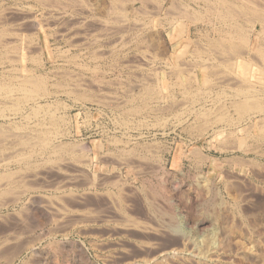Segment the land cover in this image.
<instances>
[{"label":"bare ground","instance_id":"6f19581e","mask_svg":"<svg viewBox=\"0 0 264 264\" xmlns=\"http://www.w3.org/2000/svg\"><path fill=\"white\" fill-rule=\"evenodd\" d=\"M36 1H37L36 4H38L39 7H43L45 4L44 3L45 0L43 2L44 4L41 3L40 0H35V2ZM58 1L59 2L62 1L64 3V1H66V0H58ZM131 1H134V0H131ZM137 1L141 2L144 5L149 0H137ZM155 1L156 0H153V2H155ZM160 1H161V3L160 2L159 3H160V5H162V2L164 0H160ZM178 1H179V3H176L178 5H176L170 1L171 3H169V5H168L166 13L162 12V13H165L166 17H170L168 19L166 17H164L167 21L166 22L163 19V21L166 22V25L173 26L174 24H177V22L180 23L179 26L178 25L175 26V29L171 30L169 32L170 40H172V41L175 40V32L176 31H181V32L184 31L185 22H184V20H181L182 18H185L191 25H194L195 26L194 28H196V27L199 28L198 27L199 25L203 26L205 28V31H207V28L209 26L214 25L215 23H220V25H222V27L218 28V31H217V32H219L218 37L208 36L209 32H206L205 34L202 35L201 33H199L197 31L198 33L195 32L196 33L194 36L195 38H192L191 34L187 35V37H186V36H184V33L182 32L181 36H182L183 40L181 41V43H183V46L176 53H174V56H173L174 57V65L172 67H171V65L168 66L169 69H170V67L172 69V70H170L172 72L171 75L173 74V76L175 75V76H177V79H179L178 80L179 82L176 86L180 88L179 92H180L182 99H181L180 104H178V107H175L174 104L177 103V101H174L176 99L173 98L175 94L172 95V93L167 92V95H169V97H167V98H169V101L167 104L168 107L165 106V104H164V106L167 107V109L169 111L172 110L174 112L175 118H178V115L180 116V114L183 115L182 113L185 114L184 115L185 118H186V116L192 117V118L190 120H188L187 118L181 119L179 117L178 123L174 124V128L180 127L179 130H182V132L187 133L188 136H192L191 141L192 140L195 141V140L201 138L202 136L209 134V135H213V136L218 138L216 141L217 143L219 141L221 143H223L222 145L217 144L218 146L221 145L222 147H224V146L227 147L228 146L227 144L230 143L231 148H234L235 146H237V148L239 150L242 149L244 151H246L249 143H251V144L255 143V146H257L256 144L261 141V139H260L261 136L258 137L257 136L258 134H257L256 135L258 137L257 139H256V137L251 139V137L253 136V134L250 132L251 130L250 131L246 130V129H249L250 127L245 129L243 122H245L248 119H251L253 117L258 116V114L262 115L263 116L262 118L264 119V94L260 93L261 92L260 90H263L262 87H260L261 89L257 88L258 87V86H256L257 83H256V85L255 84L243 85V84H239V83H237V85H236V83H234V84L231 83L233 85V86L232 85L231 86H232V89L234 90V93H233V96L230 94L231 98L228 97V99H230V100H228V102L230 103V108L227 107L226 102L223 101L222 99H224V96H225L224 92L226 90L225 89L223 91L224 84H225L224 78L226 79L227 74H230V73L234 74V68L236 67V65H237L236 62L238 60L239 61L243 60V62H241V63H242V70H243L244 75L248 74V71L252 70V67H255L257 76L263 77L260 79H264V68H263V65H261L262 63L258 65V63L256 62L257 64H254V62L257 59V58L255 59L256 56H259V58L261 57V61L264 60L263 59L264 58V46L263 45L259 46L257 43H255L252 48H249V35L253 31L255 23H258L261 25L260 26L261 31L259 32V34H260V36L262 35V40H263L262 44H264V6L262 4H259V2L257 0H189V2H187V0L186 1L178 0ZM178 1L176 0L174 2H178ZM52 2H54V1H52ZM68 2H70V1H68ZM120 2H121V0H111L112 10L117 16H115V14H113L112 17L115 16L116 17V18L114 17L115 19L114 18L112 19L110 17L111 15H109V17L113 21H117L119 23L121 21V23H122V21H127L126 19H128L127 18L128 14H125V12H128V11H126L128 8L125 10L119 8L120 7L119 5H121V4H119ZM149 3H150V1H149ZM46 5H48V4H46ZM153 5H154V3H153ZM160 5H157V6L160 7ZM49 6L51 8V4ZM106 6H108V5H106ZM106 6H105V8H106ZM155 6H156V4H155ZM37 7H36V9H37ZM150 7H153V6H150ZM179 7H181V8H179ZM109 8H106V10L108 11ZM123 8H124V6H123ZM145 8H146V6H145ZM43 9H45V8H43ZM43 9L40 10L42 13H43V11H42ZM135 9H137V8H135ZM160 9L161 8H159V10ZM155 10H157V9H155ZM110 11H111V9H110ZM110 11H108V12H110ZM134 11L137 12L138 9L134 10ZM20 12H21V9H20ZM85 13H86V11H85ZM105 14L106 13L104 11V15ZM150 14H148V15H150ZM41 15H43V14H41ZM143 15H144V12H143ZM44 16H46V15H44ZM106 16H105V18H106ZM109 17H107V18H109ZM46 18H47V16H46ZM110 18H109V22L113 23L112 20L110 21ZM241 18L243 19L242 21H244V24H243V22L241 23V21H240ZM26 19L28 20V18H26ZM91 19H93V18H91ZM23 20H22V22H24ZM32 20L33 19H31V21ZM54 20H55V18H54ZM22 22H20V23H22ZM27 22H29V21H27ZM59 22H61V21L59 20ZM82 22H83V20H82ZM105 22H108V20L107 21L105 20ZM117 22L115 24L116 27H117V25L121 26V23L117 24ZM245 22L249 25V27L246 28L244 26ZM25 23H22V24H25ZM35 23L36 22H34L33 24H35ZM134 23H135V21H134ZM74 24H75V22H74ZM125 24H126V22H125ZM162 24L163 23H161V25ZM29 25H31V24H29ZM109 25H108V27H109ZM112 25H114V24H112ZM143 25H145V24H143ZM166 25H165V27H166ZM31 26L33 27V25H31ZM36 26H34V27H36ZM163 26H164V24H163ZM212 27H214V26H212ZM212 27H211V29H212ZM115 28L113 27L114 30H115ZM215 28H217V27H215ZM5 29H6V27L2 28L3 31L0 30L2 32L0 34V47H1L0 48L1 49L0 50V62H1V64L3 61H5L7 59H13L14 55H12L13 56L12 57L11 54H9V52H11L12 50H17L16 45H14V46L10 45L11 46L10 47L8 45V43H5L3 41L5 39H2L3 38L2 35L7 37V34H8V33H6V35H5V32H7V29L6 30ZM91 29H93V28H91ZM118 29H120V28H118ZM121 29L123 31V28H121ZM121 29H120V32H121ZM133 29H134V27H133ZM108 30H109V28H108ZM111 30H109L108 32H110ZM125 30L127 31L126 28H125ZM75 31L76 30H74V33H75ZM217 32H215V33H217ZM50 33H48V34H50ZM74 33L72 35H74ZM19 34H20V31H19ZM192 35H194V34H192ZM118 36L121 37L122 35H118ZM138 36L139 35H137V37ZM10 37H12V36H10ZM101 37H102V34H101ZM198 37H202L204 40L205 46H203V49L201 46H199L200 44L197 43V41L195 40L196 38L198 39ZM18 38H20V37H18ZM23 38H25V37H22V39ZM128 38H130V37H128ZM141 38L139 39V42H140L139 45L140 46L138 45V43H136L137 47L138 46L143 47V46H141V44H144L146 41V38L144 40ZM156 38L152 37V35H151L150 39H149L150 41L148 40L150 43L147 41L148 44H146V43H145L146 45L144 44V50L147 48L146 50L148 51V48H150L152 46V49H151L152 52L151 53L153 54V56L155 58L159 57V56L165 57L167 55V52H168L167 48L164 45V43H162L163 41L160 43L158 41L159 39L157 38L158 39L157 40ZM97 39L98 38H96V40ZM6 40H8V39H6ZM13 40H15V39H13ZM18 40H20V39H18ZM155 40H157V41H155ZM30 41L33 42L31 39H30ZM69 41L67 39L68 43H69ZM121 41L125 42L124 38ZM7 42H10V41H7ZM17 43H19V45H20L19 41L16 42V44ZM21 43H23V42H21ZM24 43L27 45L26 41H24ZM90 43L91 42L87 43L86 45H88V44L90 45ZM201 43H203V42H201ZM92 44H94V42H92ZM113 44H114V40H113ZM113 44L111 45V47L112 46L114 47L115 44L114 45ZM76 45H78V44H76ZM76 45H73V46L76 47ZM83 45H84V43H83ZM107 45H108V43H107ZM116 45H117V43H116ZM121 45H119L120 49H121V47L125 48L124 43H123V46H121ZM79 46H77V47H79ZM90 46H89V48H90ZM18 47H20V46H18ZM118 48L119 47L117 46L116 51H118ZM38 49H39V47H38ZM87 49H88V47H87ZM114 49H113V51H114ZM19 50H23V49L21 48ZM19 50H17V51H19ZM139 50L137 49V51H139ZM142 50H143V48H142ZM191 50H192V54H190L189 56L194 57L191 59L194 60L196 65H194L195 63H193L192 62L193 60H192L191 63H193V64L189 63L192 65L191 68L190 67L188 68L187 66H182L183 63L180 62V60L184 56H186V54L188 52H190ZM251 50L254 51V54L252 53ZM23 51H25V50H23ZM39 51H40V49H39ZM120 51H123V50H120ZM147 51H146V53H147ZM29 52H31V53H29ZM29 52L26 55H21V57L19 55L18 59L16 57H14V59L15 60L17 59L18 60L17 62L20 63L21 73H20V71L19 72L17 71V73H19V74H16V72H15L13 74L12 73L11 74L6 73L7 75L6 74H2L3 76L0 75V118L1 117L5 118L6 113L12 111L13 113H16V114L18 112H20L25 119V120L23 119L22 122L20 120L21 123L12 122L11 126L9 124L10 122L8 123L9 125L6 127H4L3 125L0 126V210L3 211V209L8 210L10 207H12V209H13V207H16V208L18 207L17 209H15L16 212H13V214L14 213H16V214L17 213H19V214L26 213L27 214V216H25V217L18 216L17 218H15L12 221H10L7 217L6 222H5L3 220H5V218H6L5 216H7V214L4 216L3 212L0 213V219H2V221L4 222V224H2L3 222L0 221V223L2 222L0 225V264H32L31 259H33L34 257L38 258V261L35 260V262H34V264H35L36 261L40 262L39 258L41 257V255L43 253H45L44 251L46 250V246H50V245H53V247L55 246L57 248H62V249L65 248L66 252H68V254L71 255V257H72L71 259H73L74 263H76V264L77 263L78 264H98V262H100L101 264H264V259H263L264 257L262 258L263 254H264L262 252V249L264 251V228H262V231H259V232L256 230V227H258V223L261 220H263V218L261 220L256 219L257 221L256 220L250 221L251 219L249 218L248 220L250 222H254V224L250 223L248 220L245 219L244 216L249 211V205L244 206L243 204H240L237 201L238 197L240 199L239 194H241V193L237 194L236 191L235 192L233 191L234 193L231 192V194L232 193L234 194L232 196V199L234 202L231 204V206H228L226 203H224V205H225L224 206L222 204V202H220V200L219 201L213 200L214 202H210L211 204L210 205L207 204V207H205V209L207 208L205 211H207V213H208V214L207 213L206 214L209 217L206 216V218L199 219L195 222L194 218L190 219V217H189L192 214V210H194L192 205H190L192 202H190L189 201L190 199L187 198L186 200H188V202L187 201L186 202L189 205L187 207L186 205L182 204L184 202H181L182 201L181 197H179V199H178V197H176L177 195H179V194L176 195V192L181 189V184H179L180 181L179 182L171 181L170 180L171 178L169 177L170 175L168 176V174H167V177H166V171H164L163 174L159 177L158 182H156L154 184H151L152 182L148 183L147 189L150 192L151 198L153 200H154V198L158 197V199L160 198L167 203V205L165 204L167 207V211H165V212H166V214L169 215L168 218L169 217L171 218L172 225H169L171 223L168 224L169 226H163L161 224V226H163L161 228H160V226H156V225L150 226L151 222L150 223L145 222L146 220L143 221V220H141L142 218L140 219L137 217V215L139 213H137V215L135 216V213H133V215H132V212L129 213L125 209L126 208L124 206L125 203H123V200L125 197L122 196V195H124V193H123V188L121 187V184H123L124 181H123V178H122L120 171H118L116 174H114L115 175L114 177L111 173L110 175H112L113 178H109V177L107 178L106 177L105 182L104 181L103 182H104V186H106V188H105L107 190L106 192H108L112 195L114 193H112V190L109 186L113 185L114 187L115 186L117 187L116 189H118V192L115 193L114 196H116V197H114V198L115 199L117 198V206L119 207L118 209L120 210L119 213L121 212V214H122L121 218L117 219L118 216L115 217L116 215H114L113 213L112 214L114 216L113 215H110L109 217L105 216V219L101 218L102 216L100 217L101 219H99V220H98L97 216H96L97 219H95L96 217L93 218V213L98 211V210H96V209L94 210L93 209L94 207L92 208L87 204V203H90L88 201V195L90 196V194L92 192L94 193V191H92V189L94 187H97L96 185L99 182H101L98 179L99 175H97V174H95V172L91 171V168L94 164V158H98L101 153H105L106 155L107 154H110V155L116 154V156H119L122 160H124L123 158H125L127 160V161L124 160V163L130 169L131 168L135 169V167L140 168L139 167L140 165H138L139 163L137 162L138 164H136L134 161V158H136V159L138 158L139 160H140V158L141 159L145 158L148 150H147V152H145L144 148H145V146H148V143H147V145L142 144L141 141L143 142V140H141L139 142L137 140V138L133 139L134 135L131 133H128V130H131V129H134L135 131L137 130V132H138L137 136L138 135L142 136V135H144L143 132H141L142 127L148 128V126H151V127L152 126H158L161 128L163 127V130H162L163 135L168 133V132L166 133L167 130L164 129V127L167 126L166 125V119H167L166 117H168V116L165 117L166 119L162 117L163 112H166L167 109L166 110L164 109L162 111L163 108L162 109L160 108L161 105L159 107H156V105L153 106V102L157 101L156 103H158V100L160 98H162L161 97L162 94L160 91L161 85L158 84L157 83L158 80L156 82L155 79L154 80L152 79V80L155 81L156 83L152 84V82H151L150 84H148L147 83L149 81L148 80L146 83H144V84L142 83L140 85V88L138 87L139 85L137 86L139 88L138 91L132 92L130 89H128V90H130V92L127 91V92H129V94L124 92L128 95L127 97H125L126 100L125 101L123 100L124 104L122 103V105H119L116 107L114 106V109L112 112L114 115H112V118H113L112 120L118 121L115 123H119L120 124L119 126H122V128L125 131L122 132L121 134H123L122 136H126L127 138L126 139H120L121 137L119 138L117 136H115V137L113 136V139L108 138L105 141L109 142L110 144L112 143V145H113V143H119L118 141H121L125 146L122 147V149L119 148V149H121L119 152H117L118 149L117 150L115 149L116 150V153H115L114 148L113 149L109 148V144H108V147L105 149L104 142L99 141V140H97L94 143V146H93L94 148H93L90 146V144L85 139H79V140L70 139V137H69V135L71 134L70 131H69V133L65 134V131H68V130H66L67 128L65 130H63L65 127L63 126L64 128H62V123L64 121H69V120H67V117H68V119H70V115L69 116L66 115L65 112L64 113L58 112V110L60 109V107H59V109L57 108L58 105L60 103H61L60 105H62V104H64V102L58 101V98L53 96L54 94H56L55 93L56 91L52 92L53 91V90L51 91L52 88L51 89L49 88L52 86L51 85L52 83L49 84L50 86L47 85L48 82H47L46 77H48V76L45 77L44 76L45 73L41 74V72L40 73L34 72L33 71L34 69L32 70V68H30V67L29 68L28 67L27 68L22 67L24 62H27V61H32L33 63H35L38 66V64H40L39 62L42 60L40 58V54H36V52H34L33 50L31 51L30 49H29ZM32 52H34V54ZM66 52H69V51L65 50V54H66ZM16 53H18V52H16ZM58 53H60V52H58ZM144 53L145 52L143 51V54H142L143 56L145 55ZM60 54L64 55V51H63V53L61 51ZM73 54H70V56L71 55L77 56L76 53L74 55ZM95 54L96 53H94L92 57H94ZM139 54H141V53H139ZM9 55L12 58H10ZM15 55H17V54H15ZM204 55H206L207 57L203 58ZM245 55H248L250 57H251V55H254V59H253V57H251V58L255 61H248L247 59H245ZM116 56H117V54H116ZM113 57H115V56H113ZM71 58L69 57V60H71ZM75 58L76 57H73L74 60H75ZM73 59L71 62L77 63L76 61H73ZM152 59H154V58L152 57ZM13 60H11V63ZM112 60H114V59H112ZM78 61H80V60H78ZM13 62L16 63V61H13ZM147 62H149V61H147ZM3 63H5V62H3ZM7 63L8 62H6V64ZM8 65H12L11 67L13 68V64H8ZM16 65H17V63H16ZM67 65H68V63H67ZM74 65H76V64H74ZM148 65H150V64H148ZM17 66H19V65H17ZM59 66H61V65H59ZM81 66H83V68L84 67L86 68V66H84L83 64ZM81 66H80V62H79L78 67L81 68ZM91 66L93 67L96 65H91ZM63 67L61 68V70H64ZM72 67H74V66H72ZM87 67L89 68L90 66H87ZM125 67H127V66H125ZM88 68H86V69H88ZM96 68H97V66H96ZM96 68H91L89 70L92 72L94 70V72L96 73V71H95ZM5 69L6 68H4L2 71H4ZM9 69H10V67H9ZM15 69L17 70L18 68L15 67L12 70L14 71ZM197 69H199V70H197ZM6 70H7V72L9 71L8 69H6ZM66 70L68 72V69H66ZM70 71H71V69H70ZM166 71H168V73L170 72L169 70H166ZM181 71L186 72L185 73V79H181L180 77H178V74L182 73ZM10 72H11V70H10ZM60 72L61 73H59V74L62 75L63 71H60ZM67 72H65V73L69 74V72L68 73ZM100 72H102V71H100ZM148 73H150V72H148ZM55 74L59 75L58 73H54V75ZM66 74H65V76H66L65 79H69L73 75V74H71V76L69 77ZM212 74H218V76H221V77H218V76L217 77L219 79H223L222 82L224 84L220 83L219 88H216L219 91L216 90L217 91L215 93L216 95L214 96V99H212V102H210V103H212V106H211L208 103V98H211L209 96L212 94V93H210L212 90L211 80L214 77V76L212 77ZM45 75H47V74H45ZM77 75H75V77ZM100 75H103V74H100ZM62 76H64V75H62ZM102 77H99V78H102ZM135 77H134V79H135ZM49 78H53V77L49 76ZM49 78H48V80H49ZM156 79H158V78L156 77ZM241 79H243V78H241ZM260 79L258 78V81ZM54 80H56V79H54ZM63 80H64V78H63ZM246 80H244V81H246ZM59 81H61V80H59ZM59 81H57V82L54 81L55 82V83H53L54 89L55 90L56 89H63V90H65V93L74 95V97H72V98H73V100H75V102H82L83 103L86 100H89V101H93V102L98 103L97 102L98 98L96 96L91 97L92 93L87 92V91H78L77 93H74L76 90L72 92L71 90H73V89L69 90V87H70L69 85H64V82L61 83ZM103 81L104 80H102V82H101L102 84L105 83ZM142 81H143V79H142ZM76 82L72 84V83H70V80H69L68 83H70L72 85L76 84L74 86V87H76L80 81L77 83ZM82 82L83 81H81L80 83H82ZM140 82H141V80H140ZM175 83H176V80H175ZM175 83L173 82V85H175ZM218 83L219 82H217V84ZM66 84H67V82H66ZM221 84H223V85H221ZM228 84L229 83H227L226 85H228ZM78 85L80 88V84H78ZM81 85L83 86V84H81ZM133 85H135V84H133ZM165 85L167 86V89H169V90L172 89L170 87H172L173 85L171 86V85H168L167 83ZM128 86H130V85H128ZM213 86H218V85L215 84ZM86 87H88V85ZM81 88L84 89L83 87H81ZM135 90H136V88H135ZM166 91H168V90H166ZM122 92L123 91H121V93ZM227 92H225V93H227ZM63 93H64V91H63ZM124 93H123V95H124ZM61 94H62V91H61ZM108 94H110V93H108ZM222 94H224V95H223V98L221 99ZM103 95H105V94H103ZM111 95L112 94H110V96ZM102 97H100V98H102ZM115 97H118V96H115ZM123 97L124 96H122V98ZM100 98H99V100H101L102 103L105 102L106 99L103 98L104 101H102L103 99H100ZM225 98H227V97H225ZM109 99H111V98H109ZM114 101H115V99H114ZM114 101L111 104H113ZM209 101H210V99H209ZM119 102H121V101H119ZM105 103H104V105L107 106ZM116 103L117 102L115 101V105H116ZM163 103H165V102L162 101V104ZM171 104H172V106L174 105L173 109L171 108L172 106H170ZM197 104L199 105L198 107H196ZM63 106H61L60 110H63L62 109ZM64 107H66V106H64ZM69 107H71V106H69ZM81 108L87 109V107L85 105H83ZM88 111L89 110L87 109V112ZM110 111H112V110H110ZM16 114H14V115H16ZM87 114H89V113H87ZM148 114H154L155 118H153V119H155V120H153V121H151L152 119H150V121L147 120L146 116ZM170 114H172V113H170ZM18 115L20 116V114H18ZM6 117H9L8 114ZM20 118H21V116H20ZM16 120L19 121V119H16ZM4 124L7 125V123H4ZM220 124H225V126L228 128L224 129L226 127H224V125L220 126ZM247 125L248 124H246V126ZM261 126L262 125H260V127ZM221 127H223V128H221ZM174 128H172V130ZM117 130L119 131V129H117ZM239 133H242V134L239 135ZM102 134H104V133H102ZM105 134H106V132H105ZM105 134H104V136H105ZM263 134L261 133V135H263ZM209 135H208V137H209ZM64 136L66 137L65 140H64ZM71 136H72V134H71ZM111 136H112V134H111ZM109 137H110V135H109ZM231 137L234 138V141L237 143L235 146H232V143L230 141ZM248 137H250V139H248ZM152 139H153V137H152ZM144 140H146V139H144ZM204 141H206V140H204ZM232 141H233V139H232ZM262 141H261V143H262ZM122 143H121V145H122ZM143 143H145V142H143ZM261 143H259L258 146ZM7 146H9L11 148H8ZM117 146L118 145H116L115 147L118 148ZM199 147H201V146H199ZM230 147L229 148L227 147V148L230 149ZM219 148H218V150H220ZM227 148H225V149H227ZM257 148L255 147V149H257ZM10 149H13L10 153V156L7 154V157L2 158V156H6V155H3L6 153V150L9 151ZM93 149H95L97 151L94 153ZM147 149H149V148H147ZM235 149H236V147H235ZM193 150L194 149H192V151ZM200 150H203V149L200 148ZM200 150L195 149L193 151V155H195V157H196L194 159H196V160L198 159L200 161L204 160L205 158L207 159L208 157L205 154H203V155L206 157H204L200 154V153H202ZM222 150H224V149L222 148ZM143 151L146 153L145 155L143 154ZM167 151L168 150L166 149V152ZM253 151H255V150H253ZM260 151H262V150L260 149ZM97 152H98V155H96ZM159 152H160V150H159ZM150 153H151V151H150ZM150 153L148 155H150ZM262 153H264V152L262 151L261 154ZM256 154H258V152ZM104 156L105 155H103V158H104ZM159 156H157V158H160L161 160H163L164 157L162 158V155L160 157ZM235 156L238 157V159L236 160V163H238V161L240 159L239 155L238 156L235 155ZM119 157H118V159L117 158L116 159L119 160L120 159ZM63 158H65L66 164H68L70 166L73 165V167L74 166H77V167L74 168L73 171L71 169L70 173H68V169H67V167L69 168V166L66 167L65 170H67V175H66V177H63V179L65 181L64 185L61 183H60L61 185L60 184L57 185L55 183V185H57V186L54 187L53 196L52 195L51 196L53 198H57V200L51 201V200H49V197H48L47 199L49 201L46 200V202L40 203L41 201L39 202V200H38V202L37 201L31 202V200H33L32 196L27 197V198L25 197L26 199H23L22 198V195L24 196L23 193L31 191L35 188H33L30 185V183H28L29 181L26 182L27 180H24V178L21 177V176H23L21 174L22 173L25 174L26 172H27V174H29V172H30V173H32V176H33L31 178V180H33V178L37 179L40 175L39 174V167L40 168L41 167L46 168L47 166H45V165H47L48 163L49 164L55 163L54 165H56V162L59 160H63ZM103 158H101V159L103 160ZM146 158H147V156H146ZM223 158H226V157H223ZM227 158H229V157H227ZM234 160H235V158H233V161ZM241 160H243V159L241 158L240 162H241ZM243 161H245V159ZM253 161L254 160H252V162ZM231 162H232V160H231ZM58 163H60V162H58ZM95 163H98V161H96ZM103 163H105V161H103L101 164H103ZM164 163H163V165H165ZM120 164H122V163H120ZM12 165H14V166H12ZM58 165H60L59 167H61V164H58ZM149 167H151V166H149ZM52 168H53V166H52ZM162 168H164V166H161V169ZM58 171H59V168H58ZM41 175H42V173H41ZM138 175H139V173H138ZM173 175H174V173H173ZM17 176H19V179ZM61 176H63V174ZM88 176H89V179L87 180ZM235 177H237V176H235ZM28 178H30V177H28ZM53 179H54V177H53ZM63 179H61V181L59 179L58 180L63 183ZM83 180H86V182L88 181V183L86 184V182H83ZM98 180H99V182H98ZM196 180H197V178H196ZM207 180H208L207 177L203 176V181H202L203 186L208 189L210 186L207 187V185H206L208 182ZM230 180H232V179H230ZM227 181L228 180H226V182ZM3 183L5 184V187L4 186L2 187ZM46 183L48 184L49 182H46ZM224 184H226V183H224ZM237 184H235V185H237ZM198 185H199V183H198ZM227 185L228 184H226V186ZM204 187H202V188H204ZM50 188H53V186L52 187L50 186ZM239 188L237 191L240 190ZM135 189L136 188H134V190ZM223 189H224V187H223ZM235 189H237L236 186H235ZM145 190H146V187H145ZM17 192L18 193L20 192V193L18 194ZM132 192L134 193V191H132ZM199 192H200V190H199ZM108 193H107V195H109ZM128 194H131V193H128ZM150 194H149V196H150ZM30 195H32V194H30ZM37 195H39V194L37 193ZM112 195H110V196H112ZM181 195H179V196H181ZM213 195H215V194H213ZM51 196H50V198H52ZM101 196H103V195L101 194ZM128 197H130V196H128ZM142 197H143V195H142ZM190 197H191V195H190ZM90 198L92 199V196ZM197 198H198V196H197ZM219 198H220V195H219ZM6 200H8V202ZM141 200H142V198H141ZM242 200H243V198H242ZM124 202H126V200ZM173 202H175V205H177V206L172 204ZM219 202L221 203V205H223L222 207H221V205H219ZM129 203H131V202H129ZM147 203L150 204V202H147ZM110 205L112 206V203ZM98 206H100V205H98ZM98 206H96V207H98ZM113 206H114V204H113ZM140 206H139V208H140ZM193 206H195V205H193ZM181 208L183 209L184 213L179 212V211H178V213H176V210L180 209L182 211ZM196 208H198V207H196ZM200 208H199V210H200ZM164 209H166V208H164ZM250 209H251V206H250ZM260 209H262L261 206H260V208H258V210H260ZM116 210H117V208H116ZM228 211L232 213L231 216H233V215L235 216V219H234V217H232L233 219L229 217L232 220H229V221H227V219L225 220V218H228V217L226 214V217L224 218V216H225L224 212L228 213ZM156 212L159 213V210L157 209ZM252 212H253V210H252ZM255 212H257V210ZM260 212H261L260 214H262V212H264V211H260ZM145 213L146 212H144V214ZM221 213H223L224 216L221 215ZM8 214H9V212H8ZM115 214H118V213H115ZM166 214L164 213V215H166ZM248 214H247V216H248ZM255 214L253 215V213H252L253 217L254 216L256 217ZM15 215H13V216L9 215V216L10 217L12 216V219H13V217ZM22 215H24V214H22ZM258 216H260V215H258ZM114 217H115V219H113ZM246 218H248V217H246ZM180 219L182 220V222L186 223L187 226H188V222L192 223V225L194 223L195 224L192 227H189L190 226L189 225L187 227L188 230H186L187 232H185V230L183 231L180 229V227H182V223L180 226ZM196 219H198V217ZM222 221H224V224L227 223L225 225H227V227L229 226V230L231 233L230 232H229L230 234L227 233L228 232V230H227L226 234H229V235L226 237V234H224L225 236L223 238V237H220L221 234L223 235L222 229L220 228L221 229V234H220L219 233L220 229L217 230V228H216V230L218 232L215 233V236L218 235V237H214V238H216L215 242H214L213 238H212L213 239L212 242L211 241L210 242L206 241V243L202 242L204 244V246L207 244V242H208V244L211 243L207 247L205 246L206 248L205 247L203 248V244H200V243L203 239V234L205 233L204 229L207 230L206 227L210 224V226L212 228L210 227L209 231H215V230H213L214 229L213 227L215 225L223 224ZM148 223H149V225H148ZM159 223H158V225H159ZM164 225H167V224H164ZM186 225H185V227H186ZM212 225H214V226H212ZM183 226H184V224H183ZM219 226H221V225H219ZM261 226L258 229H260ZM102 227H104L103 229L106 230L105 232L103 231L106 235L103 234V232H102V234L105 237L102 236V234H99V230L102 229ZM227 227H224V228L227 229ZM222 228H223V226H222ZM243 228H244L245 232L243 231ZM193 231H195V232L197 231L200 233V234H198V236H199L198 238L200 239V242L198 241V238L195 237L196 235L194 236L195 238L192 236V234L195 233V232L192 233ZM202 232H204V233H202ZM205 235L206 234H204V237H205ZM201 236H202V238H200ZM208 239H210V238H208ZM90 251H91L92 257L89 256ZM56 255H58V254H56ZM41 260H42V257H41Z\"/></svg>","mask_w":264,"mask_h":264},{"label":"rangeland","instance_id":"374dc122","mask_svg":"<svg viewBox=\"0 0 264 264\" xmlns=\"http://www.w3.org/2000/svg\"><path fill=\"white\" fill-rule=\"evenodd\" d=\"M41 1V3H43L44 2V0H40ZM48 1V2H47ZM52 1H54V2H52ZM58 1V0H57ZM56 0H45V4H44V6L43 7H39L38 6V4H36L37 3V1L35 2V0H0V30H2V28H5L6 27V29H7V32H5V35H6V33H8L7 34V37L6 36H3L2 35V39H8V40H3L5 43H8V45L10 46H14V45H16L17 46V50H19V49H23V50H25V51H23V50H19V51H17V50H12L11 52H9V54H11V56L12 55H14V57H16L17 59L19 58V55H20V57H21V55H26L28 52H29V49L32 51H34V52H36V54H40V58L42 59H40L41 61L39 62L40 64H38V66L35 64V63H33L32 61H27V62H24V64L22 65V67H25V68H32V70L34 71V72H37V73H40L41 72V74L42 73H45V74H47V75H45L44 74V76L46 77V76H48V77H46V79H47V85L48 86H50L49 84L50 83H52L51 85V87H49L50 89H51V91L52 92H55L56 94H54L53 96H55V97H57L58 98V101H60V102H64V104H62V105H58V109H59V107H60V109H61V106H66V107H62V109L63 110H58V112H60V113H64L65 112V114L66 115H70V119H68V117H67V120H69V121H64L63 123H62V128H64L63 130H65L66 128V130H68V131H65V134L66 133H69V131L71 132V134H72V136H71V134L69 135V137H70V139H76V140H79V139H85L89 144H90V146L91 147H93L94 146V143L97 141V140H99V141H102V142H104V144H105V149L108 147V144H109V148L110 149H113L114 148V151H115V153H116V150H117V152H119L121 149H122V147H124L125 145L121 142V141H118L119 143H113V145H112V143L110 144L109 142H107V141H105L106 139H108V138H110V139H113V136L115 137V136H117V137H121L120 139H126L127 137L126 136H122L123 134H121L122 132H124L125 130L122 128V126H119L120 124L119 123H115V122H118V121H116V120H112L113 118H112V115H114L112 112H113V109H114V106L116 107V106H119V105H122V103L124 104V101L126 100V98L125 97H127L128 95L126 94V93H128L129 94V92H130V90L132 91V92H136V91H138L139 90V88H140V85L143 83H146L148 80V84H150L151 82H152V84L153 83H156L157 82V80H158V84H160L161 85V89H160V91H161V94H162V98H160L159 100H158V103H156L157 101H155V102H153V106L154 105H156V107H159L160 105V108L162 109V111L165 109H167V107H168V101H169V98H167V97H169V95H167V92L168 93H172V95L173 94H175L174 95V97L173 98H175L176 100H174V101H177V103L176 104H174L175 105V107H178V104H180V102H181V99H182V97H181V95H180V88L179 87H177L176 85L178 84V80L179 79H177V76H173V74L171 75V71L170 70H172L171 69V67L174 65V53H176L180 48H182V46H183V43H181V41L183 40V38H182V32L184 33V36H186L187 37V35H190L191 34V37L192 38H195L194 36H195V32H199V33H201L202 35L203 34H205L206 32H209V34H208V36H212V37H218V35H219V32H217L218 31V28L219 27H222V25H220V23H215L214 25H211V26H209L208 28H207V31H205V28L203 27V26H201V25H199L198 27L200 28H194L195 26L194 25H191L185 18H182L181 20H184V22H185V29H184V31H176L175 32V40H170V38H169V32L171 31V30H174L175 29V26H179V22H177V24H174L173 26H168V25H166V19L164 18V17H166V15H165V13H166V11H167V8H168V5H169V3H174V4H176V3H179V1L178 2H174V1H176V0H164L163 2H162V5H160V3H161V1L160 0H156L155 2H153V0H149L150 1V3H149V1H147L144 5L146 6V8H145V6L141 3V2H139V1H137V0H134V1H131V0H121V2L119 3V4H121V5H119L120 7L119 8H121V9H127L126 11H128V12H125V14H128L127 15V18L128 19H126L127 21H122V23H121V21H120V23H121V26L120 25H117V27H116V22L117 21H113L112 19L115 17V16H117L114 12H113V10H112V4H111V0H66V1H64V3L62 2H57ZM68 1H70V2H68ZM171 1V2H170ZM184 1H186V0H184ZM258 2H259V4H262L263 6H264V0H257ZM57 2V3H56ZM68 2V3H67ZM160 2V3H159ZM187 2H189V0H187ZM86 3V4H85ZM124 3V4H123ZM153 3H154V5H153ZM159 3V4H158ZM46 4H48V5H46ZM51 4V8H50V5ZM155 4H156V6H155ZM36 5V6H35ZM58 5V6H57ZM106 5H108V6H106ZM157 5H160V7L159 6H157ZM176 5H178V4H176ZM261 5V6H262ZM38 6V7H37ZM46 6V7H45ZM48 6V7H47ZM105 6H106V8H109L108 9V11H110V9H111V11L110 12H108L107 10H106V8H105ZM123 6H124V8H123ZM141 6V7H140ZM144 8H143V7ZM150 6H153V7H150ZM262 6V7H263ZM4 7V8H3ZM16 7V8H15ZM36 7H37V9H36ZM61 7V8H60ZM65 7V8H64ZM2 8V9H1ZM8 8V9H7ZM31 10H30V9ZM43 8H45V9H43ZM90 8V9H89ZM131 8V9H130ZM135 8H137L138 9V11L136 12V11H134V10H137V9H135ZM159 8H161L160 10H159ZM179 8H181V7H179ZM6 9V10H5ZM20 9H21V12H20ZM41 9H43L42 11H43V13L40 11ZM155 9H157V10H155ZM166 9V10H165ZM19 10V11H18ZM58 10V11H57ZM143 10V11H142ZM148 10V11H147ZM46 11V12H45ZM74 11V12H73ZM85 11H86V13H85ZM88 11V12H87ZM104 11H105V15H104ZM159 11V12H158ZM83 12V13H82ZM101 12V13H100ZM113 12V13H112ZM141 12V13H140ZM143 12H144V15H143ZM162 12H165V13H162ZM9 13V14H8ZM38 13V14H37ZM151 13V14H150ZM3 14V15H2ZM41 14H43V15H41ZM51 14V15H50ZM113 14H115V16L114 17H112L113 16ZM148 14H150V15H148ZM156 14V15H155ZM34 15V16H33ZM44 15H46L47 16V18H46V16H44ZM107 15V16H106ZM109 15H111L110 17L112 18H110L109 17ZM153 15V16H152ZM21 16V17H20ZM29 16V17H28ZM96 16V17H95ZM105 16H106V18H105ZM28 18V20L26 19V18ZM33 17V18H32ZM107 17H109L110 18V21L112 20L113 21V23L112 22H109V18H107ZM5 18V19H4ZM54 18H55V20H54ZM91 18H93V19H91ZM101 18V19H100ZM116 18V17H115ZM114 18V19H115ZM167 19L168 18H170V17H166ZM14 19V20H13ZM24 19V20H23ZM27 21H29V22H27ZM30 19V20H29ZM31 19H33L32 21H31ZM91 19V20H90ZM163 19H164V21H166V22H164L163 21ZM9 20V21H8ZM21 20V21H20ZM22 20L24 21V22H22ZM50 20V21H49ZM59 20L61 21V22H59ZM82 20H83V22H82ZM105 20L107 21L108 20V22H105ZM243 19L241 18V23L243 22V24H244V21H242ZM245 20V19H244ZM19 21V22H18ZM41 21V22H40ZM55 21V22H54ZM77 21V22H76ZM100 21V22H99ZM103 21V22H102ZM134 21H135V23H134ZM20 22H22V23H25V24H22V23H20ZM34 22H36L35 24L37 25H35V24H33ZM74 22H75V24H74ZM97 22V23H96ZM105 22V23H104ZM115 22V23H114ZM125 22H126V24H125ZM18 23V24H17ZM53 25H52V24ZM80 23V24H79ZM95 23V24H94ZM107 23V24H106ZM119 22H117V24H120ZM161 23H163L164 24V26H163V24L161 25ZM29 24H31V25H33V27L34 26H36V27H32L31 25H29ZM46 24V25H45ZM72 24V25H71ZM99 26H98V25ZM103 24V25H102ZM111 26H110V25ZM112 24H114V25H112ZM124 26H123V25ZM132 24V25H131ZM140 24V25H139ZM143 24H145V25H143ZM219 24V25H218ZM23 27H22V26ZM74 25V26H73ZM77 27H76V26ZM83 25V26H82ZM97 25V26H96ZM108 25H109V27H108ZM126 25V26H125ZM131 25V26H130ZM135 25V26H134ZM165 25H166V27H165ZM22 28H21V27ZM73 26V27H72ZM80 26V27H79ZM120 26V27H119ZM129 26V27H128ZM134 27V29H133V27ZM142 26V27H141ZM146 26V27H145ZM181 26V25H180ZM212 26H214V27H212ZM246 28L247 27H249V25L245 22V25H244ZM261 25L260 24H258V23H255V26H254V29H253V31L251 32V34L249 35V48H252L253 47V45L255 44V43H257L259 46L261 45H263L264 46V44H262L263 43V40H262V35L260 36V34H259V32L261 31V27H260ZM68 27V28H67ZM102 29H101V28ZM113 27L115 28V30L113 29ZM137 27V28H136ZM168 27V28H167ZM211 27H212V29H211ZM215 27H217V28H215ZM11 28V29H10ZM13 28V29H12ZM80 28V29H79ZM91 28H93V29H91ZM104 28V29H103ZM108 28H109V30H111L110 32H108L109 30H108ZM118 28H123V31H122V29H121V32H120V29H118ZM125 28L127 29V31L125 30ZM130 28V29H129ZM204 28V29H203ZM215 28V29H214ZM5 29V30H6ZM72 29V30H71ZM95 29V30H94ZM101 29V30H100ZM166 29V30H165ZM195 29V30H194ZM202 29V30H201ZM74 30H76L75 31V33H74ZM106 30V31H105ZM118 30V31H117ZM149 30V31H148ZM212 30V31H211ZM216 30V31H215ZM3 31V30H2ZM19 31H20V34H19ZM61 31V32H60ZM93 31V32H92ZM153 31V32H152ZM11 32V33H10ZM18 32V33H17ZM51 32V33H50ZM103 32V33H102ZM149 32V33H148ZM197 32V33H198ZM215 32H217V33H215ZM2 32L0 31V34H1ZM27 35H26V34ZM48 33H50V34H48ZM74 33V35H72ZM77 33V34H76ZM84 33V34H83ZM87 33V34H86ZM110 35H109V34ZM115 33V34H114ZM135 33V34H134ZM151 33V34H150ZM155 35H154V34ZM212 33V34H211ZM215 33V34H214ZM32 34V35H31ZM90 34V35H89ZM94 34V35H93ZM101 34H102V37H101ZM104 34V35H103ZM112 34V35H111ZM192 34H194V35H192ZM217 34V35H216ZM15 35V36H14ZM51 35V36H50ZM83 35V36H82ZM96 35V36H95ZM108 35V36H107ZM118 35H122L121 37L120 36H118ZM133 35V36H132ZM137 35H139L138 37H137ZM152 35V37H157L156 39L161 43L162 41V43H164V45L166 46V48H167V55L164 57V56H159V57H154L153 56V54L151 53L152 51H151V49H152V46L150 47V48H148V51L145 49L144 50V44L146 43V44H148V42L150 41L149 39H150V36ZM154 35V36H153ZM10 36H12V37H10ZM27 36V37H26ZM85 36V37H84ZM137 38H136V37ZM6 37V38H5ZM14 37V38H13ZM18 37H20V38H18ZM22 37H25V38H23L22 39ZM31 37V38H30ZM57 37V38H56ZM127 37V38H126ZM128 37H130V38H128ZM135 37V38H134ZM141 39H145L146 38V41H145V43L144 44H141V46H143V47H139L140 45H139V39L140 38ZM144 37V38H143ZM149 37V38H148ZM261 37V38H260ZM71 38V39H70ZM83 38V39H82ZM96 38H100L99 40L97 39L96 40ZM123 38H124V41L125 42H123V41H121V40H123ZM185 38V37H184ZM202 37H198V39L196 38L195 40L197 41V43H199L200 45L199 46H201L202 47V49H203V46H205L204 44V40H203V38L201 39ZM13 39H15V40H13ZM18 39H20V40H18ZM30 39L33 41V42H31L30 41ZM67 39H68V41H69V43L67 42ZM116 39V40H115ZM119 39V40H118ZM121 39V40H120ZM137 39V40H136ZM201 39V40H200ZM13 40V41H12ZM26 41L27 42V45L24 43V41ZM75 40V41H74ZM113 40H114V44H113ZM149 40V41H148ZM157 40H155V41H157ZM2 41V42H3ZM7 41H10V42H7ZM20 42V45H19V43H17L16 44V42ZM87 41V42H86ZM118 41V42H117ZM130 41V42H129ZM136 41V42H135ZM148 41V42H147ZM203 42V43H201V42ZM21 42H23V43H21ZM72 42V43H71ZM82 42V43H81ZM86 42V43H85ZM89 42H91L90 43V45L88 44V45H86L87 43H89ZM92 42H94V44H92ZM121 42V43H120ZM144 42V41H143ZM31 43V44H30ZM83 43H84V45H83ZM101 43V44H100ZM107 43H108V45H107ZM114 45V47L112 48L111 47V45L112 44ZM116 43H117V45H116ZM123 43L125 44V48H123V47H121V49H120V46L119 45H121V46H123ZM136 43H138V47L136 46L137 44ZM142 43V42H141ZM150 43V42H149ZM157 43V42H156ZM166 43V44H165ZM22 44V45H21ZM71 44V45H70ZM76 44H78V45H76ZM97 44V45H96ZM99 44V45H98ZM119 44V45H118ZM145 44V45H146ZM4 45V44H3ZM25 45V46H24ZM31 45V46H30ZM37 45V46H36ZM73 45H76V47L75 46H73ZM80 45V46H79ZM83 45V46H82ZM10 46V47H11ZM18 46H20V47H18ZM30 46V47H29ZM73 46V47H72ZM77 46H79V47H77ZM89 46H90V48H89ZM117 46L119 47L118 48V51H116L117 50ZM27 47V48H26ZM38 47H39V49H40V51H39V49H38ZM87 47H88V49H87ZM1 48V47H0ZM36 48V49H35ZM55 48V49H54ZM67 48V49H66ZM98 48V49H97ZM115 48V49H114ZM136 48V49H135ZM141 48V49H140ZM142 48H143V50H142ZM35 49V50H34ZM59 49V50H58ZM95 49V50H94ZM113 49H114V51H113ZM137 49L140 51H137ZM1 50V49H0ZM38 50V51H37ZM65 50H68L69 52H66V54H65ZM72 50V51H71ZM110 50V51H109ZM120 50H123V51H120ZM142 50V51H141ZM14 51V52H13ZM61 51H62V53H63V51H64V55L66 56H64L63 54H60L61 53ZM143 51L145 52L144 54V56L142 55L143 54ZM146 51H147V53H146ZM252 51V53L254 54V51L253 50H251ZM16 52H18V53H16ZM34 52H32L33 54H34ZM50 52V53H49ZM55 52V53H54ZM57 52V53H56ZM58 52H60V53H58ZM87 52V53H86ZM126 52V53H125ZM150 52V53H149ZM29 53H31V52H29ZM54 53V54H53ZM76 53V55L78 56H75L74 54ZM86 53V54H85ZM92 55H91V54ZM94 53H96L95 55H94V57H92L93 56V54ZM115 53V54H114ZM119 53V54H118ZM136 53V54H135ZM139 53H141V54H139ZM15 54H17V55H15ZM70 54H73L74 56H70ZM90 54V55H89ZM99 56H98V55ZM102 54V55H101ZM116 54H117V56H116ZM121 54V55H120ZM151 54V55H150ZM188 54V55H187ZM186 54V56H184L181 60H180V62H182L183 63V65L182 66H187L188 68L190 67H192V65L191 64H193V63H195L194 62V60L193 59H191V58H194L193 56L191 57V56H189L190 54H192V50L190 51V52H188ZM85 55V56H84ZM97 55V56H96ZM104 55V56H103ZM256 55V54H255ZM113 56H115V57H113ZM9 57H10V55H9ZM8 57V58H9ZM13 57V56H12ZM12 57H10V58H12ZM14 57H13V59H14ZM54 57V58H53ZM69 57L71 58V60H69ZM73 57H76L75 58V60L73 59ZM96 57V58H95ZM152 57L154 58V59H152ZM205 57H207L206 55H204L203 56V58H205ZM247 57V58H246ZM251 57H253V59H254V55H251ZM250 56H248V55H245V59H247L248 61H255V60H253L252 58H251ZM79 58V59H78ZM85 58V59H84ZM89 58V59H88ZM92 58V59H91ZM98 58V59H97ZM102 58V59H101ZM116 58V59H115ZM144 58V59H143ZM257 58V59H256ZM7 59V60H5V61H3V62H5V63H3L2 62V64H1V62H0V75L1 76H3L2 74H6V73H15L16 72V74H19V73H17V71L19 72L20 71V63L19 62H17L18 60L16 59ZM66 59V60H65ZM72 59H73V61H76L77 63H73V62H71L72 61ZM88 59V60H87ZM112 59H114V60H112ZM189 59V60H188ZM255 59H256V61L254 62V64H257L258 63V65L259 64H261V65H263V68H264V60H262L261 61V57L259 58V56H256L255 57ZM264 59V58H263ZM10 60V61H9ZM11 60H13V61H16V63H17V65H19V66H17L16 65V63H14L13 61H12V63H11ZM69 62H68V61ZM78 60H80V61H78ZM95 60V61H94ZM144 60V61H143ZM149 61V62H147V61ZM193 60V61H192ZM211 60V59H210ZM83 61V62H82ZM117 61V62H116ZM138 61V62H137ZM191 61L193 62V63H191ZM6 62H8L7 64H6ZM43 62V63H42ZM60 62V63H59ZM65 64H64V63ZM79 62H80V66L83 64L84 66H86V68H88L87 66H90L88 69H86L85 67L83 68V66H81V68L80 67H78L79 66ZM89 62V63H88ZM123 62V63H122ZM153 64H151V63ZM241 62H243V60H241V61H237L236 62V67L234 68V74L233 73H230V74H227V77H226V79L224 78V82H225V84L222 82L223 81V79H219L218 77H221V76H218V74H212V80H211V86H212V90H211V92L210 93H212L209 97H211V98H208V103L212 106V103H210V102H212V99H214V96L216 95L215 93L217 92V91H219L218 89H216V88H219V84L220 83H223L224 84V88H223V91L225 90V92H227V93H225L224 92V94H225V96H224V99H222L223 98V95L224 94H222L221 95V99L223 100V101H225L226 102V105H227V107L228 108H230V103L228 102V100H230V99H228V97H230L231 98V95L233 96V93H234V90L232 89V84H234V83H236V85H237V83H239V84H243V85H247V84H255L256 85V83H257V85L256 86H258L257 88H259V89H261L260 87H262V89L263 90H260L261 92V94H264V79H260V78H263V77H260V76H257V74H256V68L255 67H252V70H249L248 71V74H246V75H244V73H243V70H242V63ZM257 62V63H256ZM26 63V64H25ZM33 63V64H32ZM67 63H68V65H67ZM82 63V64H81ZM125 63V64H124ZM189 63H191V64H189ZM8 64H13V68L11 67L12 65H8ZM70 64V65H69ZM73 64V65H72ZM74 64H76V65H74ZM141 66H140V65ZM148 64H150V65H148ZM189 64V65H188ZM41 65V66H40ZM43 65V66H42ZM59 65H61V66H59ZM64 67H63V66ZM66 65V66H65ZM91 65H96L97 66V68H96V66H91ZM123 65V66H122ZM138 67H137V66ZM171 65V67H170V69H169V67L168 66H170ZM194 65H196V63L194 64ZM193 65V66H194ZM71 66V67H70ZM72 66H74V67H72ZM99 66V67H98ZM109 66V67H108ZM125 66H127V67H125ZM131 66V67H130ZM140 66V67H139ZM8 67V68H7ZM9 67H10V69H9ZM18 68L17 70L15 69L14 71L12 70V69H14V68ZM40 67V68H39ZM42 67V68H41ZM63 67V69L64 70H61V68ZM67 67V68H66ZM78 67V68H77ZM113 67V68H112ZM195 67V66H194ZM4 68H6V69H8L9 71L7 72V70L5 69L4 71H2ZM91 68H96L95 69V71H96V73L94 72V70H93V72L92 71H90L89 69H91ZM141 68V69H140ZM147 68V69H146ZM154 68V69H153ZM157 68V69H156ZM59 69V70H58ZM66 69H68V72L70 71V69H71V71L69 72V74H66L65 72H67V70ZM164 69V70H163ZM195 69V68H194ZM10 70H11V72H10ZM86 70V71H85ZM99 70V71H98ZM156 70V71H155ZM166 70H169L170 72L168 73V71H166ZM197 70H199V69H197ZM43 71V72H42ZM54 71V72H53ZM57 71V72H56ZM59 71V72H58ZM60 71H63L62 72V75H64L65 76V74L67 75V76H71V74H73L72 75V77H70L69 79H65L66 78V76L64 77V76H62L61 74H59V73H61ZM65 71V72H64ZM100 71H102V72H100ZM112 71V72H111ZM152 71V72H151ZM166 71V72H165ZM67 72V73H68ZM148 72H150V73H148ZM156 72V73H155ZM182 72V71H181ZM20 73H21V71H20ZM54 73H58L59 75H57V74H55L54 75ZM64 73V74H63ZM75 73V74H74ZM80 73V74H79ZM99 73V74H98ZM136 73V74H135ZM138 73V74H137ZM140 73V74H139ZM158 73V74H157ZM185 71L184 72H182V73H179L178 74V77H180L181 79H185ZM50 74V75H49ZM78 74V75H77ZM96 74V75H95ZM100 74H103V75H100ZM147 74V75H146ZM7 75V74H6ZM75 75H77L76 77H75ZM142 75V76H141ZM170 75V76H169ZM49 76L50 77H53V78H49ZM80 76V77H79ZM103 76V77H102ZM116 76V77H115ZM127 76V77H126ZM136 76V77H135ZM141 76V77H140ZM155 76V77H154ZM218 76V77H217ZM246 76V77H245ZM60 79H59V78ZM74 77V78H73ZM99 77H102V78H99ZM134 77H135V79H134ZM156 77L158 78V79H156ZM48 78H49V80H48ZM63 78H64V80H63ZM76 78V79H75ZM113 78V79H112ZM126 78V79H125ZM137 78V79H136ZM149 78V79H148ZM151 78V79H150ZM174 78V79H173ZM241 78H243V79H241ZM258 78L260 79L259 81H258ZM54 79H56L57 81H59V80H61V81H59V82H64V85H69L70 87H69V90H71V89H73V90H71L72 92L73 91H75L74 93H77L78 91H87V92H90V93H92V95H91V97L92 96H96L98 99V103H96V102H93V101H89V100H86L85 102H75V100H73V98L72 97H74V95H72V94H67V93H65V90H63V89H54V87H53V83H55V82H57L56 80H54ZM59 79V80H58ZM72 79V80H71ZM104 80L103 82H105V83H101L102 82V80ZM133 79V80H132ZM142 79H143V81H142ZM155 79L156 80V82L155 81H153V80ZM217 79V80H216ZM247 79V80H246ZM68 80V81H67ZM69 80H70V83H75L76 81L77 82H81V81H83L82 83H78V84H80V88H79V85L77 84V88L76 87H74L76 84H74V85H72V84H70V83H68L69 82ZM119 80V81H118ZM125 80V81H124ZM139 80V81H138ZM140 80H141V82H140ZM175 80H176V83H175ZM221 80V81H220ZM244 80H246V81H244ZM53 81V82H52ZM55 81V82H54ZM72 81V82H71ZM167 81V82H166ZM219 82L218 84H217V82ZM261 81V82H260ZM66 82H67V84H66ZM76 82V83H77ZM135 82V83H134ZM169 82V83H168ZM173 82L175 83V85H173ZM245 84H244V83ZM88 83V84H87ZM97 83V84H96ZM107 83V84H106ZM129 83V84H128ZM168 84V85H173L172 87H170V88H172V89H167V86L165 85V84ZM227 83H229L228 85H226ZM232 83V84H231ZM81 84H83V86L81 85ZM102 84V85H101ZM133 84H135V85H133ZM218 85V86H213V85ZM223 84H221V85H223ZM260 84V85H259ZM88 85V87H86ZM99 85V86H98ZM101 85V86H100ZM124 85V86H123ZM128 85H130V86H128ZM139 85V86H138ZM155 85V84H154ZM232 85V86H231ZM98 86V87H97ZM127 86V87H126ZM139 88H138V87ZM176 86V87H175ZM73 87V88H72ZM81 87H83L84 89H82ZM91 89H90V88ZM94 87V88H93ZM104 87V88H103ZM174 87V88H173ZM227 87V88H226ZM125 88V89H124ZM135 88H136V90H135ZM138 88V89H137ZM96 89V90H95ZM106 89V90H105ZM109 89V90H108ZM127 89V90H126ZM128 89H130V90H128ZM179 89V90H178ZM92 90V91H91ZM105 90V91H104ZM111 90V91H110ZM166 90H168V91H166ZM217 90V91H216ZM61 91H62V94H61ZM63 91H64V93H63ZM116 91V92H115ZM121 91H123L122 93H121ZM127 91H129V92H127ZM172 91V92H171ZM213 91V92H212ZM215 91V92H214ZM233 91V92H232ZM58 92V93H57ZM124 92H126V93H124ZM231 92V93H230ZM263 92V93H262ZM60 93V94H59ZM95 95H94V94ZM108 93H110V94H112L111 96H110V94H108ZM116 93V94H115ZM123 93H124V95H123ZM209 93V94H210ZM58 94V95H57ZM100 94V95H99ZM103 94H105V95H103ZM118 94V95H117ZM227 94V95H226ZM231 94V95H230ZM69 95V96H68ZM107 95V96H106ZM124 96L123 98H122V96ZM126 95V96H125ZM103 96V97H102ZM115 96H118V97H115ZM95 97V98H96ZM100 97H102V98H100ZM213 97V98H212ZM225 97H227V98H225ZM68 98V99H67ZM99 98L100 99H106L105 100V102H101V100H99ZM109 98H111V99H109ZM122 100H121V99ZM104 99L102 100V101H104ZM114 99H115V101L117 102L116 103V105H115V101H114ZM119 99V100H118ZM178 99V100H177ZM209 99H210V101H209ZM118 100V101H117ZM124 100V101H123ZM109 101V102H108ZM114 101V103L113 104H111L112 102ZM119 101H121V102H119ZM162 101L163 102H165V103H163L162 104ZM92 102V103H91ZM119 102V103H118ZM161 102V103H160ZM85 103V104H84ZM104 103L107 105V106H105L104 105ZM160 103V104H159ZM118 104V105H117ZM164 104H165V106H167V107H165L164 106ZM199 104V103H198ZM196 105V107H198L199 105ZM229 104V105H228ZM80 105V106H79ZM83 105H85L86 107H87V109L89 110L88 112H87V109H84V108H81ZM111 105V106H110ZM113 105V106H112ZM174 105L172 106V104L170 105V106H172L171 108L173 109V107H174ZM69 106H71V107H69ZM105 108H104V107ZM110 110H112V111H110ZM168 110V109H167ZM166 110V112H163V118H165L166 116H168V117H166L165 119H166V125L167 126H165L164 127V129L165 130H167L166 131V133L167 134H162V130H163V127L161 128V127H158V126H148V128L146 129L145 127H142L141 128V132H143V134L145 135H138L137 136V130L135 131L134 129H131V130H128V133H131V134H133L134 136H133V139L134 138H137V140L140 142L141 140H143V142H145V143H143L142 141H141V143L142 144H146L147 145V143H148V146H145V148H144V151L145 152H147V150H148V152L150 153V151H151V153H150V155H148L149 153L147 152V154L143 151V154L145 155L146 154V156H147V158H146V156H145V158L143 159H141L140 158V160L138 159H136V158H134V161H135V163L136 164H138V165H140L139 167L140 168H138V167H135V169L133 168H129L128 166H126V164L124 163V160L125 161H127L125 158H123L124 160H122L119 156H116V154L114 155H110V154H105V153H101L100 154V156L98 157V158H94V164H93V166H92V168H91V171L92 172H95V174H97V175H99V180L101 181V182H99V180H98V184L96 185L97 187H94L93 189H92V191H94V193L92 192L91 194H90V196L88 195V201L90 202V203H87L90 207H94L93 209L95 210H98V211H96V212H94L93 213V218L94 217H98V220L99 219H101V218H103V219H105V216H107V217H109L110 215H116L115 217H117V219H120L121 218V216H122V214H121V212L119 213V207L117 206V198L115 199L114 197H116V196H114L115 195V193H117L118 192V189H116L117 187L115 186H109L110 188H111V190H112V193H114L113 195L112 194H110V193H108V192H106L107 190L105 189L106 188V186H104V182H105V179H106V177L108 178H113L115 175L114 174H116L118 171H120L121 172V175H122V178H123V184H121V187L123 188V193H124V195H122V196H124L123 198H124V200H123V203H125L124 204V206L126 207L125 209L129 212V213H131L132 212V215H133V213H135V216L137 215V213H139L138 215H137V217L138 218H142L141 220H143V221H145V222H151L150 223V226L151 225H156V226H160V228L161 227H163V226H169V225H172V223H171V218L169 217L168 218V214H166V212L165 211H167V207H166V205H167V203L165 202V201H163L162 199H158V197L157 198H154V200L151 198V194H150V192L148 191V189H147V185H148V183H150V182H152L151 184H154V183H156V182H158V180H159V177L163 174V172L164 171H166V177H167V174H168V176L171 178H169L171 181H173V182H179L180 181V183L179 184H181V189L179 190V191H177L176 192V195L177 194H179V195H181V196H179V195H177L176 197H178V199H179V197H181V199H182V201L181 202H184V203H182V204H184V205H186L187 207L189 206L188 204H187V202H188V200H186L187 198L188 199H190L189 201L190 202H192L190 205H192V207L194 208V210H192V214H191V216H189L190 217V219H192V218H194L195 219V222L197 221V220H199V219H203V218H206V216H207V211H205L206 209H205V207H207V204H211L210 202H214L213 200H216V201H219L220 200V202H222V204L224 205V203H226L228 206H231V204L234 202L233 201V199H232V196L234 195L233 193L236 191L237 192V194H239V193H241V194H239L240 195V199H239V197H238V202L240 203V204H243L244 206L245 205H249V211H248V213H246V215L244 216L245 217V219L246 220H248L249 218L251 219L250 221H255L256 219L257 220H261L262 218H263V220H261L259 223L262 225H260L259 223H258V227H256V230L259 232V231H262V228H264L263 226H264V212H262V214H260L261 212L260 211H264V153H262L261 154V152L263 151L264 152V119L262 118L263 116L262 115H260V114H258V116H256V117H253V118H251V119H248V120H246L245 122H243L244 123V127H245V129L246 128H248V127H250L249 129H246V130H251L250 132L253 134V136L251 137V139H253L254 137H256V139L258 138V137H260L261 136V141H262V143H261V141L259 142V143H261L259 146H258V144L259 143H257L256 145L257 146H255V143H249V145L247 146V149H246V151H244V150H242V149H238L237 148V146H235L237 143L234 141V138H232L231 137V139H230V141H231V143H232V146H235L236 147V149H235V147L234 148H231L230 146H231V144L230 143H228L227 145V147L229 148L230 147V149H228L227 147H222L221 145L223 144V143H221L219 140V142L217 143L216 141H217V137H215V136H213V135H209V134H207V135H204V136H202L201 138H199V139H197V140H195V141H191V138H192V136H188V134L187 133H185V132H182V130H179V128L180 127H176V128H174V124H176V123H178V118L180 117L181 119H188V120H190L192 117H188V116H186V118H185V114L184 113H182L183 115H181L180 114V116L178 115V118H175L174 116H175V114H174V112L172 111V110H168L167 111ZM67 111V112H66ZM102 112V113H101ZM105 112V113H104ZM168 112V113H167ZM233 112V111H232ZM13 112L11 111V112H7L6 113V116H7V114H8V116L9 117H6L5 116V118L4 117H1L0 118V126H4V127H6V126H8L9 124H10V126H11V123L12 122H17V123H21L22 121H23V119H24V117L22 116V114L20 113V112H18L17 114L16 113H13ZM87 113H89V114H87ZM162 113V112H161ZM167 113V114H166ZM170 113H172V114H170ZM14 114H16V115H14ZM18 114H20V116H21V118H20V116L18 115ZM166 114V115H165ZM174 114V115H173ZM151 115V116H150ZM153 115V116H152ZM172 115V116H171ZM12 118H11V117ZM171 116V117H170ZM177 116V115H176ZM15 117V118H14ZM19 117V118H18ZM114 117V116H113ZM184 117V118H183ZM4 118V119H3ZM7 118V119H6ZM90 118V119H89ZM149 118V119H148ZM153 118H155L154 117V114H148L147 116H146V119L147 120H149L150 121V119H152L151 121H153V120H155V119H153ZM6 119V120H5ZM16 119H19V121H17ZM5 120V121H4ZM11 120V121H10ZM16 120V121H15ZM20 120H21V122H20ZM25 120V119H24ZM169 120V121H168ZM8 121V122H7ZM86 121V122H85ZM148 121V122H149ZM162 121V120H161ZM187 121V120H186ZM2 122V123H1ZM10 122V123H9ZM68 124H67V123ZM4 123H7V125H5ZM9 123V124H8ZM66 123V124H65ZM85 123V124H84ZM170 123V124H169ZM261 123V124H260ZM117 124V125H116ZM246 124H248L247 126H246ZM251 124V125H250ZM102 125V126H101ZM223 126L224 125V127H226L225 126V124H220V126ZM260 125H262L261 127H260ZM64 126V127H63ZM119 126V127H118ZM88 127V128H87ZM258 127V128H257ZM157 128V129H156ZM172 128H174L173 130H172ZM221 128H223V127H221ZM228 127H226V128H224V129H227ZM70 129V130H69ZM108 129V130H107ZM115 129V130H114ZM117 129H119V131L117 130ZM134 130V131H133ZM147 130V131H146ZM172 130V131H171ZM130 131V132H129ZM180 131V132H179ZM262 131V132H261ZM101 132V133H100ZM105 132H106V134H105ZM156 132V133H155ZM161 132V133H160ZM102 133H104L105 134V136H104V134H102ZM126 133V132H125ZM147 135H146V134ZM154 133V134H153ZM261 133L263 134V135H261ZM111 134H112V136H111ZM117 134V135H116ZM121 134V135H120ZM242 133H239V135H241ZM258 134V135H257ZM260 134V135H259ZM101 135V136H100ZM109 135H110V137H109ZM208 135H209V137H208ZM258 137H257V136ZM68 137V138H69ZM152 137H153V139L156 141H154L153 139H152ZM156 137V138H155ZM250 137H248V139H250ZM142 138V139H141ZM66 139V137L64 136V140ZM119 139V140H120ZM144 139H146V140H144ZM232 139H233V141H232ZM153 140V141H152ZM158 140V141H157ZM204 140H206V141H204ZM107 142V143H106ZM122 143V145H121V143ZM118 145L117 147L118 148H116L115 146L116 145ZM121 146H120V145ZM150 144V145H149ZM219 144H221L220 146H218ZM254 145V146H253ZM199 146H201V147H199ZM207 146V147H206ZM250 146V147H249ZM8 148H11V147H9V146H7ZM149 148V149H147V148ZM220 147V148H219ZM255 147L258 149H255ZM94 148V147H93ZM119 148H121V149H119ZM151 148V149H150ZM156 148V149H155ZM200 148L201 149H203V150H200ZM218 148L220 149V150H218ZM222 148L224 149V150H222ZM225 148H227V149H225ZM249 148V149H248ZM262 150V151H260V149ZM116 149V150H115ZM146 149V150H145ZM166 149L168 150L167 152H166ZM192 149H198V150H200L202 153H200L202 156H204L203 154H205L208 158L206 159H204V160H202V161H200V160H196V159H194V158H196L195 157V155H193V151H192ZM13 149H10L9 151L8 150H6V153L5 154H3V155H6V156H2V158L3 157H7V154L10 156V153H11V151H12ZM15 150V149H14ZM94 150V153L97 151V150H95V149H93ZM159 150H160V152H159ZM253 150H255V151H253ZM191 151V152H190ZM199 151V152H200ZM221 151V152H220ZM228 151V152H227ZM260 151V152H259ZM9 152V153H8ZM156 152V153H155ZM226 152V153H225ZM234 152V153H233ZM258 152V154H256ZM159 153V154H158ZM163 153V154H162ZM225 153V154H224ZM231 153V154H230ZM233 153V154H232ZM157 154V155H156ZM228 154V155H227ZM96 155H98V152L96 153ZM102 155V156H101ZM103 155H105L104 156V158H103ZM154 155V156H153ZM156 155V156H155ZM161 156L162 155V158H163V160H161L160 158H157V156ZM235 155H239V158L241 159H245V161H243V160H241V162H240V159H239V161H238V163H236V160L238 159V157H236ZM110 156V157H109ZM151 156V157H150ZM159 156V157H160ZM206 156H204V157H206ZM210 156V157H209ZM231 156V157H230ZM235 156V157H234ZM97 157V156H96ZM111 160H109L108 158ZM118 157L120 158L119 160H117L118 159ZM223 157H226V158H223ZM227 157H229V158H227ZM252 157V158H251ZM101 158H103V160L101 159ZM113 158V159H112ZM117 158V159H116ZM223 158V159H222ZM233 158H235V160L233 161ZM250 158V159H249ZM98 159V160H97ZM232 160V162H231V160ZM101 160V161H100ZM109 160V161H108ZM116 160V161H115ZM133 160V159H132ZM147 160V161H146ZM160 160V161H159ZM167 160V161H166ZM252 160H254L253 162H252ZM96 161H98V163H95ZM103 161H105V163H103V164H101ZM108 161V162H107ZM144 161V162H143ZM230 161V162H229ZM257 161V162H256ZM58 162H60V163H58ZM64 162V163H63ZM138 162V163H137ZM162 162V163H161ZM165 162V163H164ZM199 162V163H198ZM227 162V163H226ZM252 162V163H251ZM63 163V164H62ZM120 163H122V164H120ZM142 163V164H141ZM151 163V164H150ZM163 163L165 164V165H163ZM249 163V164H248ZM256 163V164H255ZM55 163H51V164H47V165H45V166H47L46 168H40L39 167V179L37 178V179H35V178H33V180H31V178L33 177L32 176V173H30L29 172V174H27V172L24 174V173H22L21 175H23V176H21V177H23L24 178V180H27L26 182H28V183H30V185L33 187V188H35V189H33V190H31V191H28V192H26V193H23L24 194V196L22 195V198L23 199H26L27 197H33L32 199L33 200H31V202H33V201H37L38 202V200H39V202L40 203H43V202H46V200L47 201H49V200H57V198H53L52 196H53V192H54V187L55 186H57L58 184H65V181H64V179H63V177H66V175H67V170H65L66 169V167L67 166H69V168L67 167V169H68V173H70L71 171V169H72V171L74 170V168H76L77 166H74L73 167V165L72 166H70V165H68V164H66L65 163V158H63V160H59V161H57L56 162V165H54ZM58 164H61V167H59L60 165H58ZM147 164V165H146ZM142 165V166H141ZM144 165V166H143ZM159 165V166H158ZM12 166H14V165H12ZM41 166V165H40ZM49 166V167H48ZM52 166H53V168H52ZM65 166V167H64ZM148 166V167H147ZM149 166H151V167H149ZM161 166H164V168H162L161 169ZM55 167V168H54ZM73 167V168H72ZM221 167V168H220ZM248 167V168H247ZM57 168V169H56ZM58 168H59V171H58ZM63 168V169H62ZM129 168V169H128ZM250 168V169H249ZM262 168V169H261ZM56 169V170H55ZM138 169V170H137ZM147 169V170H146ZM46 170V171H45ZM141 172H140V171ZM222 170V171H221ZM38 171V170H37ZM169 171V172H168ZM227 171V172H226ZM47 172V173H46ZM60 172V173H59ZM65 172V173H64ZM107 172V173H106ZM114 172V173H113ZM41 173H42V175H41ZM51 173V174H50ZM102 173V174H101ZM112 173V175H113V177H112V175H110ZM138 173H139V175H138ZM173 173H174V175H173ZM45 174V175H44ZM50 174V175H49ZM63 174V176H61ZM108 174V175H107ZM26 175V176H25ZM30 175V176H29ZM107 175V176H106ZM233 175V176H232ZM237 176V177H235V176ZM20 176V175H19ZM19 176H17L18 177V179H19ZM42 176V177H41ZM57 176V177H56ZM203 176L204 177H207V187H209L208 189L206 188V187H204L203 186ZM226 176V177H225ZM26 177V178H25ZM28 177H30V178H28ZM44 177V178H43ZM49 177V178H48ZM53 177H54V179L56 180H54L53 179ZM63 179V183L62 182H60L61 181V179ZM105 177V178H104ZM225 177V178H224ZM57 178V179H56ZM102 178V179H101ZM196 178H197V180H196ZM228 178V179H227ZM236 178V179H235ZM60 181H59V180ZM89 179V176H88V178H87V180ZM125 179V180H124ZM146 179V180H145ZM230 179H232V180H230ZM31 180V181H30ZM127 180V181H126ZM226 180H228L227 182H226ZM54 181V182H53ZM59 181V182H58ZM104 181V182H103ZM237 181V182H236ZM32 182V183H31ZM46 182H49L48 184L46 183ZM52 182V183H51ZM83 182H86V180H83ZM142 182V183H141ZM212 182V183H211ZM35 183V184H34ZM46 183V184H45ZM54 183V184H53ZM55 183L57 184V185H55ZM88 183V181L86 182V184ZM102 183V184H101ZM125 183V184H124ZM141 183V184H140ZM198 183H199V185H198ZM224 183H226V184H228L227 186H226V184H224ZM237 184V185H235V184ZM44 184V185H43ZM51 184V185H50ZM60 184V185H61ZM101 184V185H100ZM143 184V185H142ZM145 184V185H144ZM236 186V188L237 189H235V186ZM34 185V186H33ZM41 185V186H40ZM123 185V186H122ZM130 185V186H129ZM133 185V186H132ZM226 187H225V186ZM240 185V186H239ZM5 187V184L3 183L2 184V187ZM36 186V187H35ZM45 186V187H44ZM47 186V187H46ZM50 186L52 187L53 186V188H50ZM120 186V185H119ZM199 186V187H198ZM233 186V187H232ZM38 187V188H37ZM44 187V188H43ZM145 187H146V190H145ZM202 187H204V188H202ZM223 187H224V189H223ZM228 187V188H227ZM240 187V188H239ZM40 188V189H39ZM134 188H136L135 190H134ZM140 188V189H139ZM202 188V189H201ZM227 188V189H226ZM238 188L240 189L239 191H237L238 190ZM53 189V190H52ZM184 189V190H183ZM193 189V190H192ZM38 190V191H37ZM45 190V191H44ZM127 190V191H126ZM199 190H200V192H199ZM225 190V191H224ZM228 190V191H227ZM33 191V192H32ZM97 191V192H96ZM100 191V192H99ZM114 191V192H113ZM132 191H134V193L132 192ZM230 191V192H229ZM234 191V192H233ZM99 192V193H98ZM104 194H103V193ZM140 192V193H139ZM198 192V193H197ZM204 192V193H203ZM207 192V193H206ZM231 192H233L232 194H231ZM18 193V192H17ZM20 193V192H19ZM18 193V194H19ZM37 193L39 194V195H37ZM59 193V192H58ZM107 193L109 194V195H107ZM122 193V194H123ZM128 193H131V194H128ZM181 193V194H180ZM26 194V195H25ZM28 194V195H27ZM30 194H32V195H30ZM41 194V195H40ZM44 194V195H43ZM60 194V193H59ZM97 194V195H96ZM101 194L103 195V196H101ZM147 194V195H146ZM149 194H150V196H149ZM196 194V195H195ZM200 194V195H199ZM213 194H215V195H213ZM17 195V194H16ZM46 195V196H45ZM49 195V196H48ZM52 195V196H51ZM95 195V196H94ZM100 195V196H99ZM110 195H112V196H110ZM136 197H135V196ZM142 195H143V197H142ZM189 195V196H188ZM190 195H191V197H190ZM207 195V196H206ZM214 197H212V196ZM219 195H220V198H219ZM238 195V196H239ZM45 196V197H44ZM50 196L52 197V198H50ZM92 196V199L90 198ZM94 196V197H93ZM97 196V197H96ZM110 196V197H109ZM128 196H130V197H128ZM148 198H147V197ZM187 196V197H186ZM197 196H198V198H197ZM200 196V197H199ZM26 197V198H25ZM49 197V200L47 199ZM103 197V198H102ZM146 197V198H145ZM212 197V198H211ZM243 198V200H242V198ZM36 200H35V199ZM99 198V199H98ZM101 198V199H100ZM141 198H142V200H141ZM151 198V199H150ZM193 198V199H192ZM195 198V199H194ZM131 199V200H130ZM138 199V200H137ZM140 199V200H139ZM148 199V200H147ZM150 199V200H149ZM180 199V200H181ZM218 199V200H217ZM224 199V200H223ZM43 200V201H42ZM45 200V201H44ZM126 200V202H124ZM129 200V201H128ZM157 200V201H156ZM196 200V201H195ZM224 202H223V201ZM5 201V200H4ZM7 202H8V200H6ZM142 201V202H141ZM187 201V202H186ZM198 201V202H197ZM203 201V202H202ZM94 202V203H93ZM102 202V203H101ZM114 202V203H113ZM129 202H131V203H129ZM135 202V203H134ZM138 202V203H137ZM147 202H150V204H148ZM157 204H156V203ZM186 202V203H185ZM206 202V203H205ZM219 202V205H221V203ZM93 203V204H92ZM112 203V206L110 205ZM129 203V204H128ZM138 205H137V204ZM144 203V204H143ZM230 203V204H229ZM92 204V205H91ZM113 204H114V206H113ZM132 204V205H131ZM166 204V205H165ZM172 204H174L175 205V202H173ZM177 204V203H176ZM252 204V205H251ZM98 205H100V206H98ZM108 205V206H107ZM110 205V206H109ZM141 205V206H140ZM193 205H195V206H193ZM223 205H221V207L223 206ZM96 206H98V207H96ZM130 206V207H129ZM139 206H140V208H139ZM152 206V207H151ZM161 206V207H160ZM175 206H177V205H175ZM225 206V205H224ZM250 206H251V209H250ZM255 206V207H254ZM260 206H261V208L262 209H260V210H258V208H260ZM100 207V208H99ZM117 208V210H116V208ZM135 207V208H134ZM150 207V208H149ZM196 207H198V208H196ZM201 207V208H200ZM18 208V207H17ZM16 207H13V209H12V207H10L8 210H6V209H3V211L2 210H0V213H2L3 212V215L5 216L6 214H7V216H5L6 218H5V220H3V221H5L6 222V219H7V217H8V219L10 220V221H12V220H14L15 218H17L18 216H21V217H25V216H27V214L26 213H22V214H24V215H22V214H19V213H14L13 214V212H16L15 211V209H17ZM128 208V209H127ZM145 208V209H144ZM155 208V209H154ZM162 208V209H161ZM164 208H166V209H164ZM175 208V207H174ZM199 208H200V210H199ZM253 208V209H252ZM100 209V210H99ZM136 209V210H135ZM147 209V210H146ZM152 209V210H151ZM157 209L159 210V213H157L156 211H157ZM182 209V208H181ZM197 209V210H196ZM257 210V212H255L256 210ZM6 210V211H5ZM131 210V211H130ZM135 210V211H134ZM144 210V211H143ZM155 210V211H154ZM252 210H253V212H252ZM255 210V211H254ZM118 211V212H117ZM178 211L179 212H182V213H184V211H183V209H182V211L179 209V210H176V213H178ZM259 211V212H258ZM7 212V213H6ZM8 212H9V214H8ZM144 212H146L145 214H144ZM161 212V213H160ZM253 213V215L255 214L256 215V217L254 216L253 217V215H252V213ZM12 213V214H11ZM110 213V214H109ZM113 213V214H112ZM115 213H118V214H115ZM164 213L167 215H164ZM207 213V214H206ZM16 214V215H15ZM107 214V215H106ZM120 214V215H119ZM154 216H153V215ZM224 214H225V216L223 215V213H221V215H223L224 216V218L226 217V214H227V217L229 218H232V217H234V219H235V216L233 215V216H231L232 215V213L231 212H229L228 211V213L226 212H224ZM247 214H248V216H247ZM9 215H15L14 217H13V219H12V216L10 217ZM104 215V216H103ZM113 215V216H114ZM164 215V216H163ZM193 215V216H192ZM204 217H203V216ZM230 215V216H229ZM258 215H260V216H258ZM102 216V217H101ZM145 216V217H144ZM149 216V217H148ZM163 218H162V217ZM200 216V217H199ZM97 217L95 218V219H97ZM101 217V218H100ZM115 217L113 218V219H115ZM160 217V218H159ZM198 217V219H196V218ZM207 217H209V216H207ZM246 217H248V218H246ZM253 217V218H252ZM259 217V218H258ZM261 217V218H260ZM151 218V219H150ZM228 218H225V220L227 219V221H229V220H232V219H228ZM4 219V218H3ZM149 219V220H148ZM153 219V220H152ZM162 220V221H161ZM166 220V221H165ZM169 220V221H168ZM256 220V221H257ZM0 221H2V219H0ZM2 221V222H3ZM221 221V220H220ZM249 221V220H248ZM249 221V222H250ZM1 222V223H2ZM157 222V223H156ZM160 222V223H159ZM164 222V223H163ZM223 222V224H224V221H222ZM1 223H0V225H1ZM149 223H148V225H149ZM158 223H159V225H158ZM169 223H171V224H169ZM181 223H182V227H180V229L181 230H185V232H187L186 230H188L187 229V227L189 226V227H192L193 225H192V223H190V222H188V226L186 225V223H184V222H182V220L180 219V226H181ZM250 223H252V224H254V222H250ZM263 223V224H262ZM2 224H4V222L2 223ZM161 224L163 225V226H161ZM164 224H167V225H164ZM169 224V225H168ZM183 224H184V226H183ZM223 224H219V225H221V226H219V225H212V226H214L213 228V230H215V231H209L210 230V224L206 227V229L207 230H205L204 229V232H202V233H204V234H206L205 235V237H204V234H203V239H202V241H201V243L200 244H203V243H206V241H211L212 242V240L214 239V242H215V240H216V238H214V237H218V235L217 236H215V233L216 232H218L217 230L218 229H222V233H223V235L221 234V229H220V234L222 235H220V237H223L224 238V234H226V231L228 230V232L227 233H229L230 232V230H229V226L227 227V225H225V224H227V223H225L224 225ZM185 225H186V227H185ZM261 226V228L260 229H258L260 226ZM222 226H223V228H222ZM219 227V228H218ZM224 227H227V229H225ZM101 228V227H100ZM104 227H102V229H100L99 230V234H102V232L104 231H106L105 229H103ZM183 228V229H182ZM212 228V227H211ZM216 228H217V230H216ZM224 229V230H223ZM212 230V229H211ZM246 230V229H245ZM243 231H244V228H243ZM103 232V234H105ZM195 231H193L192 233H194ZM213 232V233H212ZM225 232V233H224ZM245 232V231H244ZM191 233V234H192ZM196 233V234H195ZM194 234H192V236L194 237L195 235V237H199L198 236V234H200L199 232H195ZM209 233V234H208ZM211 233V234H210ZM231 233V232H230ZM229 233V234H230ZM102 234V236H104ZM229 234H226V237L229 235ZM106 235V234H105ZM209 236V237H208ZM213 236V237H212ZM105 237V236H104ZM194 237V238H195ZM225 237V238H226ZM200 238H202V236L200 237ZM207 238V239H206ZM208 238H210V239H208ZM213 238V239H212ZM198 241L200 242V239L198 238ZM205 241V242H204ZM203 242V243H202ZM211 244V243H210ZM210 244H208V242H207V244L205 245L206 247L208 246V245H210ZM204 246V244H203V248L205 247ZM234 246V245H233ZM232 246V247H233ZM55 247V246H54ZM53 247V245H50V246H46V250L44 251L45 253H43L42 255H41V257H42V260H41V257L39 258V261L40 262H37L38 261V258H33V259H31L32 260V264H34V262H35V260H37L36 261V263L35 264H40L42 261V263L41 264H76V263H74V261H73V259H71L72 257H71V255L70 254H68V252H66V250H65V248H57V247H55L54 248ZM205 247V248H206ZM52 250V251H51ZM59 250V251H58ZM47 251V252H46ZM58 252V253H57ZM262 252L264 253V251H263V249H262ZM56 254H58V255H56ZM89 256L90 257H92V254H91V251L89 252ZM264 257V254H263V256H262V258ZM72 261H71V260ZM264 259V258H263ZM68 260V261H67ZM78 264V263H77ZM98 264H101L100 262H98Z\"/></svg>","mask_w":264,"mask_h":264}]
</instances>
